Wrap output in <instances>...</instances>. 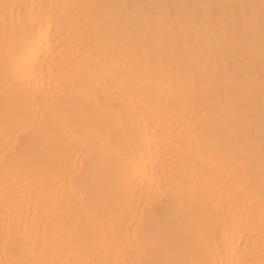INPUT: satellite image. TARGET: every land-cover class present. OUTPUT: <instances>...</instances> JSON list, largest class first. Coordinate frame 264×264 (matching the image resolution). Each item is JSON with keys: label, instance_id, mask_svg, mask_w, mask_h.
I'll list each match as a JSON object with an SVG mask.
<instances>
[{"label": "bare ground", "instance_id": "obj_1", "mask_svg": "<svg viewBox=\"0 0 264 264\" xmlns=\"http://www.w3.org/2000/svg\"><path fill=\"white\" fill-rule=\"evenodd\" d=\"M0 264H264V0H0Z\"/></svg>", "mask_w": 264, "mask_h": 264}, {"label": "snow or ice", "instance_id": "obj_2", "mask_svg": "<svg viewBox=\"0 0 264 264\" xmlns=\"http://www.w3.org/2000/svg\"><path fill=\"white\" fill-rule=\"evenodd\" d=\"M4 7H5V9H7V8L10 7V6H9V5H5Z\"/></svg>", "mask_w": 264, "mask_h": 264}]
</instances>
